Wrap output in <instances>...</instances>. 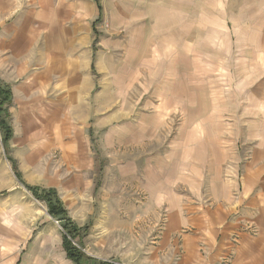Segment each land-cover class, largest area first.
Here are the masks:
<instances>
[{
	"label": "rangeland",
	"instance_id": "obj_1",
	"mask_svg": "<svg viewBox=\"0 0 264 264\" xmlns=\"http://www.w3.org/2000/svg\"><path fill=\"white\" fill-rule=\"evenodd\" d=\"M98 1L90 70L100 105L84 128L91 165L63 174L67 160L49 133L7 149L0 128V264H76L63 247V221L17 180L9 157L25 183L58 190L86 255L171 264L175 255L158 248L167 210L147 171L176 172L221 137L235 158L246 125L263 115L264 0ZM6 107L17 130L18 111ZM241 230L263 235L249 222Z\"/></svg>",
	"mask_w": 264,
	"mask_h": 264
},
{
	"label": "crops",
	"instance_id": "obj_2",
	"mask_svg": "<svg viewBox=\"0 0 264 264\" xmlns=\"http://www.w3.org/2000/svg\"><path fill=\"white\" fill-rule=\"evenodd\" d=\"M100 17L98 0H0V81L11 89L10 103L21 122L17 130L10 124L12 137L3 143L7 149L45 132L67 160L63 174H75V169L83 174L91 165L84 128L94 119L95 104L100 105L90 70ZM259 109L263 115L249 118L235 158L229 154V140L221 137L212 149L199 146L196 157L176 172L147 171L152 197L167 210L158 248L175 255L171 264L261 263L264 104ZM9 159L21 174L16 159ZM246 222L260 227L263 235L241 230Z\"/></svg>",
	"mask_w": 264,
	"mask_h": 264
},
{
	"label": "trees",
	"instance_id": "obj_3",
	"mask_svg": "<svg viewBox=\"0 0 264 264\" xmlns=\"http://www.w3.org/2000/svg\"><path fill=\"white\" fill-rule=\"evenodd\" d=\"M11 97V89L0 81V128L2 130V140L4 144H7L13 134V129L9 120L6 118L8 113L6 104L11 101ZM14 169L19 180L24 183L37 198L47 202L50 215L59 217V219L63 221L61 224L66 232L63 234V246L69 259L76 264H114L112 262L94 259L86 255L79 247L75 246L73 240H75L79 228L76 224H72L68 210L55 188L42 189L39 186L29 185L22 180L21 174L17 171V166L14 165ZM85 258L87 262L84 263Z\"/></svg>",
	"mask_w": 264,
	"mask_h": 264
}]
</instances>
